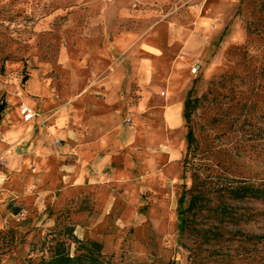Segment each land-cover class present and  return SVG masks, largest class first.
<instances>
[{
	"label": "rangeland",
	"instance_id": "obj_1",
	"mask_svg": "<svg viewBox=\"0 0 264 264\" xmlns=\"http://www.w3.org/2000/svg\"><path fill=\"white\" fill-rule=\"evenodd\" d=\"M112 24L123 33H142L157 24L161 32L174 27L183 44L176 57L189 83L183 102L189 90L199 101L189 123L181 114L170 132L152 129L131 136L135 144L164 149L173 157L172 173L162 170L157 196L166 197L160 210L177 216L162 233L144 224L117 226L114 252L103 253L104 259L112 264H264V241L241 239L242 233L264 235V200L229 193L239 181L264 184V0H0V124L19 128L18 106L28 103L19 100L10 113L6 98L36 97L35 88L50 98L39 124L48 123V113L62 105L69 90L64 52L71 54L79 74L83 38L103 33L106 25L110 33ZM36 112V117L42 114ZM146 121L159 128L154 113ZM188 128L196 140L194 154L186 151ZM194 174L205 186L209 207L189 215L181 232L180 211L187 206L185 193ZM31 183L11 174L0 189V264H35L46 232L58 221L72 222L69 208L56 213L47 201L49 191ZM33 194H41L39 201L20 199ZM11 200L19 213L6 209ZM219 207L232 215H219ZM199 228L216 232L217 239H202Z\"/></svg>",
	"mask_w": 264,
	"mask_h": 264
},
{
	"label": "crops",
	"instance_id": "obj_2",
	"mask_svg": "<svg viewBox=\"0 0 264 264\" xmlns=\"http://www.w3.org/2000/svg\"><path fill=\"white\" fill-rule=\"evenodd\" d=\"M159 25L142 33H123L112 24L110 33L106 25L103 33L88 34L81 43L79 74L65 51L62 66L69 71V90L62 105L48 113V123L39 124L46 114L44 103L50 100L43 96L44 90L35 88L37 96L32 98L21 94L6 98L10 113L16 111L14 103L24 100L42 114L21 121L15 131L2 120L0 189L11 174L42 186L38 191H49L47 201L56 213L70 209L76 236L102 242L105 254L114 252L112 231L117 226L144 224L162 233L177 216L160 210L166 197L157 196L162 170L172 173L173 157L131 139L135 134H151L152 129L170 132L181 117L183 93L189 87L176 57L183 47L176 29L161 32ZM161 58L166 65L162 73ZM153 113L160 120L159 128L146 121ZM146 192L149 195L142 197ZM40 196L20 199L36 202Z\"/></svg>",
	"mask_w": 264,
	"mask_h": 264
},
{
	"label": "trees",
	"instance_id": "obj_3",
	"mask_svg": "<svg viewBox=\"0 0 264 264\" xmlns=\"http://www.w3.org/2000/svg\"><path fill=\"white\" fill-rule=\"evenodd\" d=\"M190 91L186 94L182 109V116L186 123H189L191 113L199 101V98L193 97ZM0 108H3L2 104ZM186 139L187 154H194L196 151V140L190 128L187 130ZM186 161V159L183 160L184 166H186ZM229 189L230 195L236 199L251 197L256 200H264V184L254 185L239 181L237 185L231 186ZM185 195H187V206L180 211V214H182L181 232L189 225V215L209 207L205 186L197 174L192 176L191 186L186 190ZM183 196L184 194L181 195L179 201H181ZM6 209L13 214H17L21 210L19 206H13L12 200L6 204ZM216 211L223 217L232 215L226 208L219 207ZM199 234L202 239L207 241L217 239L216 232L212 233L209 228H199ZM241 239L247 242H260L264 241V235L242 233ZM40 245L38 250L41 254L35 264H112L104 259L102 242L91 238H79L74 233L72 222L64 223L58 221L54 228L46 232Z\"/></svg>",
	"mask_w": 264,
	"mask_h": 264
},
{
	"label": "built area",
	"instance_id": "obj_4",
	"mask_svg": "<svg viewBox=\"0 0 264 264\" xmlns=\"http://www.w3.org/2000/svg\"><path fill=\"white\" fill-rule=\"evenodd\" d=\"M197 68H198V66H193L191 68V72L196 73ZM18 113H19L22 121H24V122L30 121L33 117L36 116V113L34 112L32 107H30L29 105H27L25 103H21L18 106Z\"/></svg>",
	"mask_w": 264,
	"mask_h": 264
}]
</instances>
